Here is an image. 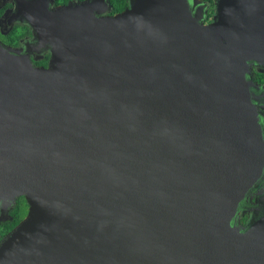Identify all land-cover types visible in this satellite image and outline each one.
I'll return each mask as SVG.
<instances>
[{
	"label": "water",
	"instance_id": "obj_1",
	"mask_svg": "<svg viewBox=\"0 0 264 264\" xmlns=\"http://www.w3.org/2000/svg\"><path fill=\"white\" fill-rule=\"evenodd\" d=\"M93 3L24 16L45 67L0 43V264H264V0Z\"/></svg>",
	"mask_w": 264,
	"mask_h": 264
},
{
	"label": "flooded vegetation",
	"instance_id": "obj_2",
	"mask_svg": "<svg viewBox=\"0 0 264 264\" xmlns=\"http://www.w3.org/2000/svg\"><path fill=\"white\" fill-rule=\"evenodd\" d=\"M90 0H0V43L17 54H26L33 67L47 66L50 52L40 49L38 41L34 38V30L30 22L24 18H34L39 11V6L48 8L63 6L68 2H84ZM203 4V23L211 22L216 0H198ZM95 11H101L98 16L114 15L130 6V0H94ZM251 80V100L259 116L264 140V63L250 61L248 63V75ZM246 205L252 204L256 197L264 202V172L258 179L253 192L247 196ZM8 205V204H7ZM0 211V241L2 238L23 219L28 211V204L24 195H19L15 200ZM264 206V205H263ZM248 207V206H247ZM1 210V206H0ZM23 213V215H21ZM240 225H245L252 216V209L240 211L238 214ZM18 222L5 231L8 223Z\"/></svg>",
	"mask_w": 264,
	"mask_h": 264
},
{
	"label": "trees",
	"instance_id": "obj_3",
	"mask_svg": "<svg viewBox=\"0 0 264 264\" xmlns=\"http://www.w3.org/2000/svg\"><path fill=\"white\" fill-rule=\"evenodd\" d=\"M18 222V219H16L13 223H8L7 224V227L4 229L5 231H8L9 229H11L13 226H14V224H16Z\"/></svg>",
	"mask_w": 264,
	"mask_h": 264
},
{
	"label": "rangeland",
	"instance_id": "obj_4",
	"mask_svg": "<svg viewBox=\"0 0 264 264\" xmlns=\"http://www.w3.org/2000/svg\"><path fill=\"white\" fill-rule=\"evenodd\" d=\"M21 215H23V213Z\"/></svg>",
	"mask_w": 264,
	"mask_h": 264
}]
</instances>
